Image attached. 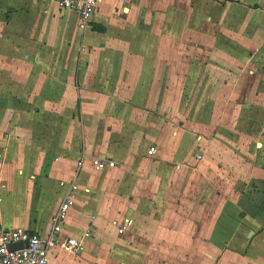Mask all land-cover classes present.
<instances>
[{"label":"crops","instance_id":"0c3cea01","mask_svg":"<svg viewBox=\"0 0 264 264\" xmlns=\"http://www.w3.org/2000/svg\"><path fill=\"white\" fill-rule=\"evenodd\" d=\"M77 20L52 0H0V225L47 233L73 177L64 231L82 249L50 247L51 264H264L246 194L264 195V168L232 167L226 145L264 128V0H100L86 29ZM184 65L207 84L186 91ZM184 92L190 130L153 114Z\"/></svg>","mask_w":264,"mask_h":264},{"label":"built area","instance_id":"2783aa9c","mask_svg":"<svg viewBox=\"0 0 264 264\" xmlns=\"http://www.w3.org/2000/svg\"><path fill=\"white\" fill-rule=\"evenodd\" d=\"M60 9H68L77 14V24L80 29L87 28L92 13L100 0H52ZM155 147L149 148L152 154ZM82 160H78L80 166ZM110 158L94 159L97 169L115 166ZM59 185L64 188V194L55 212L51 216L50 229L42 234L39 231L24 227L7 228L0 225V264H51L48 251L50 247H58L73 254L82 249L81 240L75 235L64 231L69 211L75 204L77 185L74 178L61 179ZM16 244V246H11Z\"/></svg>","mask_w":264,"mask_h":264},{"label":"rangeland","instance_id":"374dc122","mask_svg":"<svg viewBox=\"0 0 264 264\" xmlns=\"http://www.w3.org/2000/svg\"><path fill=\"white\" fill-rule=\"evenodd\" d=\"M119 5H120L119 7L116 5L113 6L111 8V11L113 14L119 10L120 11L119 15L123 16V17H121V19H122L121 23H123L125 25L129 22L128 16H127V11H128L127 7L129 4L128 3L126 4V2L122 1L121 4H119ZM110 17H113V16H110ZM99 19H101V16H99ZM75 20H76V18L75 17L73 18V16H72L69 18V23L74 25V24H76ZM107 34H108L106 37L107 40H110V39L127 40L128 36H129V33L127 32V30H124V32H122L120 34L117 32L116 36L110 34L109 31L107 32ZM118 63H119V66L116 67L115 74L120 73V72L125 73L127 71L128 63L126 64V62H125V65H124V62L122 60L119 61ZM123 66L125 67L124 70L122 69ZM183 67L185 69L184 70V72H185L184 76L186 77V79L184 78L185 80L183 82L184 83L183 88H185L186 91L189 90V92H192L193 89L194 90H197V88L200 89L207 84V82L205 81L203 74L201 72H200V75L198 76L192 72L191 65H188V66L184 65ZM119 68H121L122 71H120ZM202 71L204 72L203 69H202ZM175 74L176 73L174 71V68L169 67L168 73H167V84H168L167 86L168 87H170V86L175 87L176 86ZM110 86H111V84H110ZM157 98L159 99V97H157ZM191 99H192L191 96H189V94L187 92H184L183 96H169L165 100L163 99V107L161 108V110L154 109L155 111H153V114H163L166 119H172L173 118V120L176 121V122H173V124H174L173 127H177V126L179 127L180 124L178 123V121L185 122L186 127H188V130H190L191 121L193 118V113H192L191 106H188L187 104L188 103L190 104ZM170 104L171 105L176 104L178 106L177 108L180 107L183 109L178 110V111L173 110L171 112L170 109H167V105L170 106ZM160 111H162V112H160ZM234 131H235L234 135L236 138L232 140V143H230L231 139H229V143H226L228 150L232 154V159H229L231 166L236 167V168L239 167L238 161L235 160V158L238 157L239 159L243 158L245 160V162H242V163L243 164L246 163V167H248L249 170H251L252 172L254 170H257V168H264V144L261 147L259 144L256 145V141L262 140L264 143V128H261V127L246 128L243 126L241 129L238 128V129H235ZM141 166L144 167L145 165L142 164ZM250 177H252V176L249 175V178ZM252 183L253 184L255 183V176L252 178L250 184L253 185ZM96 190L99 192L100 190H105V189L103 187H101L100 190L99 189H96ZM234 192L237 196L239 195V191H234ZM94 193H95V191L93 190L92 195H94ZM246 194L248 196V199L253 202L254 206L251 209L253 211H255L256 214H258L257 216L264 218V207L263 208L262 207L255 208L256 203H259L260 200L263 201L264 195L262 194V192H259L257 189H255L251 186L247 190ZM92 198L95 199V197H92ZM238 201H239V199H238ZM70 213H69V216L71 217ZM65 225H66V223H65ZM68 225H69V223H67V226L65 227V229H67V230L70 229Z\"/></svg>","mask_w":264,"mask_h":264},{"label":"water","instance_id":"95a60500","mask_svg":"<svg viewBox=\"0 0 264 264\" xmlns=\"http://www.w3.org/2000/svg\"><path fill=\"white\" fill-rule=\"evenodd\" d=\"M11 246H16V244H11Z\"/></svg>","mask_w":264,"mask_h":264}]
</instances>
